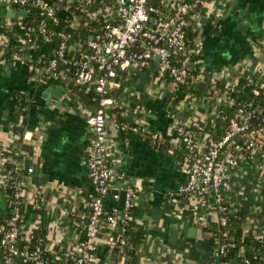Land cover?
<instances>
[{
  "label": "crops",
  "instance_id": "obj_1",
  "mask_svg": "<svg viewBox=\"0 0 264 264\" xmlns=\"http://www.w3.org/2000/svg\"><path fill=\"white\" fill-rule=\"evenodd\" d=\"M8 9L0 6V23H10ZM193 28L201 62L194 79L184 85L181 101L172 100L169 82L156 80L148 69L133 67L119 77L113 95L125 109L122 119L137 130L119 129L113 112H107V159L136 188L133 214L142 239L130 264L212 260L213 244L203 226L216 221L217 213L194 196L170 195L186 179L174 156L180 142L174 119L188 128L202 127L230 104L223 85L232 87L238 78L264 79V0H206ZM7 39L0 33V50ZM48 49L47 41L37 42L29 50L31 60L25 62L0 56V159L5 156L14 162L17 157L20 168L38 171L27 176L22 233L27 236L36 226L38 208L51 211L45 247L53 252L73 248L79 226L72 215L87 206V169L81 161L93 140L86 116L94 104L57 78L32 75V62ZM2 174L0 211L6 213ZM232 184L228 203L242 214L243 231L263 237L264 169L245 164L234 171ZM106 204L118 202L107 196Z\"/></svg>",
  "mask_w": 264,
  "mask_h": 264
},
{
  "label": "built area",
  "instance_id": "obj_2",
  "mask_svg": "<svg viewBox=\"0 0 264 264\" xmlns=\"http://www.w3.org/2000/svg\"><path fill=\"white\" fill-rule=\"evenodd\" d=\"M76 1L81 6L85 18L92 20L98 15L104 17L100 31L89 36L85 47L78 42L71 44L66 32L59 33L58 45L53 55L40 66V70L47 77L64 82L77 96L79 94L75 89L92 91L96 100L93 109L86 116L93 140L81 161L94 184L95 196L91 197L86 210L72 215V222L81 227L84 237L79 238L78 234L71 250L59 247L50 252L45 245L44 248L40 245H30V235L25 236L22 233V210L27 200V181L20 182L15 179L10 183L14 188V202L0 241L6 255L0 264H59V260H70L74 264H95L96 250L100 242L108 246L114 243L125 245L127 229L123 224L129 218L133 207L136 188L130 186L125 173L116 171L107 159V112H113L115 124L121 130L136 131L137 126L122 119L125 109L113 95L114 88L120 76L128 73L133 67H140L143 70L148 69L156 80L169 82L171 98L175 101L173 94L181 85L184 86L187 81L194 79V67L201 62L199 50L187 43L185 30L191 24L193 27L197 21L199 11L194 10L195 6L201 8L206 0ZM35 4V0H0V6L12 8L14 17L11 19L15 21H18L20 16L18 9L27 13L24 7ZM40 8L45 18L53 16L52 5L41 2ZM77 24L75 22V25ZM21 28L26 31L27 40L20 45L17 54L14 52L12 55L19 61L31 60L29 50L34 48L37 42L49 43V49L32 62L36 68L40 58L47 54L52 44V39L47 35L41 40L33 39L36 32L45 33L46 21L42 19L38 29L24 25H21ZM6 45L7 40L2 42L1 57L6 52ZM70 51L78 54L68 56ZM194 55L199 57L194 59ZM243 80L253 91H264L263 80ZM228 98L231 105L233 100L229 96ZM248 105L237 107L228 119L225 133L218 139L205 132L203 126L188 128L179 119H174L176 133L184 144L185 153L179 161V169L186 179L170 195L177 199L194 196L206 208L214 210V207H217L218 210H214L216 213L228 208L234 212L228 203V195L233 189L234 171L248 163L255 165L258 171L264 169V126H261L264 118L252 125L254 110L250 103ZM256 158L257 161L254 160ZM7 161L5 156L0 159L3 163ZM3 169L4 167L0 172L3 173ZM14 169L19 171L21 168L16 165ZM25 169L30 177L33 168L27 166ZM1 183L4 184L3 179ZM121 190L125 191L124 206L117 204L109 207L106 204L107 196L117 202ZM48 214L53 215L51 211ZM218 219L223 226L227 222L223 215ZM221 248H225L224 245Z\"/></svg>",
  "mask_w": 264,
  "mask_h": 264
},
{
  "label": "trees",
  "instance_id": "obj_3",
  "mask_svg": "<svg viewBox=\"0 0 264 264\" xmlns=\"http://www.w3.org/2000/svg\"><path fill=\"white\" fill-rule=\"evenodd\" d=\"M35 5H28L24 8L27 10L25 16H19L18 21L13 19L10 23H0V33L8 36L6 52L2 55V58L10 59L14 52L17 54L21 44L27 40L26 31L21 28L24 26H33L36 29L39 27V23L42 19L46 21L45 33L39 34L36 32L33 39H42L45 35L52 39L50 50L46 55L40 58L38 67L32 71V75L37 78H49L43 74L40 70L45 61L53 55L55 48L58 45L59 33L66 32L69 36V42L71 44L78 42L80 45H86L89 36L100 31L104 17L102 15L96 16L90 20L84 17V13L81 11V6L76 0H35ZM192 1V0H185ZM47 2L54 7V13L51 18H45L44 13L40 8V3ZM196 11H200L199 6H195ZM19 11V9H18ZM75 22L78 23L75 25ZM186 41L190 47L194 45V35L192 24L185 30ZM74 51L68 52V56L76 55ZM199 55H194L193 58H198ZM194 67V72H195ZM261 79V78H260ZM264 81V79H261ZM224 86L227 95L233 100L231 105L225 106L221 109L217 118H210L204 125L203 129L209 133L213 138H220L226 131L229 117L234 113L237 107L248 105L250 103L251 108L254 110L253 117L251 119L252 125H256L257 122H261L264 118V92L259 90L253 91L250 86H246L243 78H238L236 84L233 87ZM81 98L90 104H95L96 100L92 91H83V88L75 89ZM185 96L184 86H180L179 89L173 94V98L176 102L181 101ZM249 106V105H248ZM261 126H264V122H261ZM193 129H195L193 127ZM185 153L184 144L182 141L179 142L175 148L174 156L179 161ZM14 162H0V169H3L2 179L4 184L5 195L8 201V211H0V241L3 233L6 229V221L10 216V211L13 206V191L14 188L10 184L12 180L17 179L18 181H26L28 173L26 169L21 168L19 171L14 169V166L19 163L17 157H13ZM255 161L258 158L254 159ZM93 183L88 176L86 178V190L84 194L88 198V205L91 201V197L95 196L93 189ZM23 209V208H22ZM82 208L81 210H86ZM214 210H218L214 207ZM227 209L226 211H217L216 221L207 222L203 226V231L207 233L208 238L213 244V258L207 264H264V236L253 237L245 234L243 231V216L241 213H234ZM25 212V207L22 210ZM225 216L227 218L226 224L221 225L218 217ZM50 216L49 214L41 210L38 215V221L34 229L30 232V238L28 243L30 245H40L44 248L46 234L48 232ZM121 224V221H120ZM123 227L127 229L125 235V245H119L117 243L111 246L105 243L98 244L96 250L97 262L95 264H130V258L133 259L135 250L140 240L142 239L141 229L134 222L133 207L130 210L129 218L125 220ZM78 237L83 238L84 233L81 227H78ZM225 233V235H223ZM217 243V246L215 244ZM224 245L225 248H221ZM5 250L0 244V263L5 258ZM49 255V254H48ZM59 264H74L72 261L64 262L59 260ZM132 264V263H131Z\"/></svg>",
  "mask_w": 264,
  "mask_h": 264
},
{
  "label": "water",
  "instance_id": "obj_4",
  "mask_svg": "<svg viewBox=\"0 0 264 264\" xmlns=\"http://www.w3.org/2000/svg\"><path fill=\"white\" fill-rule=\"evenodd\" d=\"M18 15L25 16L26 15V11L21 9V10L18 11ZM7 16L9 18H13L14 17V12H13L12 8L7 10ZM155 59H157V57ZM33 174L38 175V171H33ZM124 201H125V191L121 190L120 191V197H119V199L117 201L118 202V206L123 207L124 206ZM69 230H70V232H72V228H70Z\"/></svg>",
  "mask_w": 264,
  "mask_h": 264
}]
</instances>
